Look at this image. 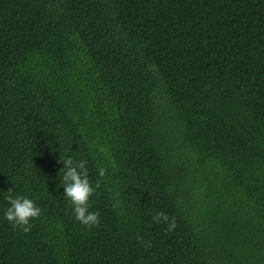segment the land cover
Segmentation results:
<instances>
[{
  "label": "trees",
  "instance_id": "1",
  "mask_svg": "<svg viewBox=\"0 0 264 264\" xmlns=\"http://www.w3.org/2000/svg\"><path fill=\"white\" fill-rule=\"evenodd\" d=\"M0 264H264V0H0Z\"/></svg>",
  "mask_w": 264,
  "mask_h": 264
},
{
  "label": "clouds",
  "instance_id": "2",
  "mask_svg": "<svg viewBox=\"0 0 264 264\" xmlns=\"http://www.w3.org/2000/svg\"><path fill=\"white\" fill-rule=\"evenodd\" d=\"M62 167V187L65 196L72 205V211L75 219L86 226H94L98 224V214L89 210V199L96 190L90 183L87 175L86 161L81 160L78 164H74L71 157L60 158ZM99 176H104L105 170L103 167L98 169ZM8 202V207L4 212V218L13 224L19 226L26 232L30 225V220L40 216L41 209L33 200L25 196H12L11 189L8 190V195L5 197ZM154 219L157 221L163 220L168 224L169 229L174 228V222H169V217L163 213L157 214ZM27 226V227H25Z\"/></svg>",
  "mask_w": 264,
  "mask_h": 264
},
{
  "label": "rangeland",
  "instance_id": "3",
  "mask_svg": "<svg viewBox=\"0 0 264 264\" xmlns=\"http://www.w3.org/2000/svg\"><path fill=\"white\" fill-rule=\"evenodd\" d=\"M199 194H200V191H196V193H195L194 196H197V195H199ZM208 219H211V220H209V221H212V217H209Z\"/></svg>",
  "mask_w": 264,
  "mask_h": 264
}]
</instances>
